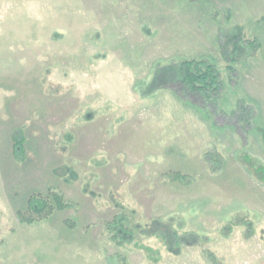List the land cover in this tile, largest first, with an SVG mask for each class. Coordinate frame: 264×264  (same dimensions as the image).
<instances>
[{"label":"rangeland","instance_id":"374dc122","mask_svg":"<svg viewBox=\"0 0 264 264\" xmlns=\"http://www.w3.org/2000/svg\"><path fill=\"white\" fill-rule=\"evenodd\" d=\"M263 16L264 0H0V264H155L111 239L119 214L202 238L176 255L137 235L157 264H264V184L240 161L264 166ZM236 26L260 46L226 61ZM185 59L218 70L213 110L158 76ZM51 191L72 208L21 222ZM246 219L251 237L229 230Z\"/></svg>","mask_w":264,"mask_h":264},{"label":"trees","instance_id":"16d2710c","mask_svg":"<svg viewBox=\"0 0 264 264\" xmlns=\"http://www.w3.org/2000/svg\"><path fill=\"white\" fill-rule=\"evenodd\" d=\"M191 2H201L203 0H190ZM264 16L257 20V23L262 21ZM219 53L221 57L226 61L239 62L246 57L247 51L256 50L260 44L257 40H248L244 29L241 26H236L231 33L222 32L220 34ZM158 76L162 78L164 86L171 88H179L186 96H192L196 101L201 102L202 109L213 110L217 102L221 99L222 81L220 74L216 67L203 59H185L176 64H171L158 73ZM216 114H221L217 113ZM215 114V115H216ZM241 118V117H240ZM240 120V119H239ZM247 129V128H245ZM257 132L260 134L262 146L264 148V127L258 126ZM19 143L15 142V147ZM209 155L212 157L217 155L223 159L221 153H207L206 158L209 159ZM241 164L256 177L260 183L264 184V166L259 165L254 158L248 154H242L240 158ZM171 182L180 183L182 185H189L193 182L192 177L181 172H172L168 175ZM62 177L68 184H73L76 181L77 173L73 168H66L65 174ZM73 204L66 200L65 195L60 191H51L49 194H37L30 198L28 207L25 213L20 212L19 218L21 222L31 224L35 221L43 220L50 217L55 211H64L71 209ZM128 218L117 215L110 224L108 229L111 232V239L116 242L117 245H134L137 249L145 251L150 261L155 264L159 263L160 257L157 256V250L146 246L137 241V235L149 234L153 237H159L165 243L166 248L171 253L178 255L181 248L189 245H196V242L202 240V238L195 233H185L180 236L176 231H163L165 226H160V229L149 228L145 225L135 224L131 222L127 225ZM248 226L247 237L253 235V225L249 220L244 222L234 221L230 225L229 230L234 229L237 226ZM163 227V228H162ZM192 237V240H188ZM121 240V241H120ZM165 240V241H164ZM209 256L214 259V254L210 253Z\"/></svg>","mask_w":264,"mask_h":264}]
</instances>
